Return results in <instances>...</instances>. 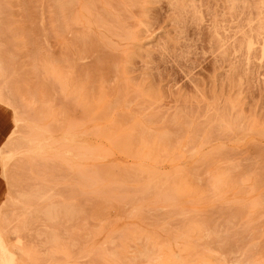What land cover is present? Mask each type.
<instances>
[{
  "label": "rangeland",
  "instance_id": "obj_1",
  "mask_svg": "<svg viewBox=\"0 0 264 264\" xmlns=\"http://www.w3.org/2000/svg\"><path fill=\"white\" fill-rule=\"evenodd\" d=\"M0 264H264V0H0Z\"/></svg>",
  "mask_w": 264,
  "mask_h": 264
}]
</instances>
